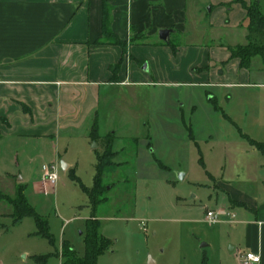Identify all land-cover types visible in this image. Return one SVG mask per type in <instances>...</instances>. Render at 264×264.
<instances>
[{"label":"rangeland","instance_id":"374dc122","mask_svg":"<svg viewBox=\"0 0 264 264\" xmlns=\"http://www.w3.org/2000/svg\"><path fill=\"white\" fill-rule=\"evenodd\" d=\"M261 9L264 12V0ZM190 24L187 35L172 34L176 48L196 44L202 49H218V45L229 49L243 44L236 36L241 32L232 27L199 29ZM132 46L136 58L131 69H137L146 84L103 92L100 138H79L70 146L67 160L56 164V185L44 179L41 164L28 165L23 159L17 163L15 154L3 155L0 264H43L36 258L50 255L45 264H61L52 255L62 253L64 241L83 257L87 221L93 216L100 234L111 241L98 264H201L205 256L217 254L218 226L205 218L207 210L216 209L228 197L217 184L227 160L231 162L228 152L232 146L236 147L235 160L223 180L228 177L247 191L260 186L237 181L235 172L242 174L237 179L247 181L253 168L232 164L241 162L236 158L242 156L237 148L242 135L264 142V56L253 57L244 70H235L231 63L219 64L224 83L199 85L187 73L191 72L189 58L174 62L175 50L161 41L160 33L149 39L134 38ZM111 135L115 155L105 168L102 202L94 210L82 186L94 187L97 155L104 152V139ZM179 174L185 178L180 180ZM19 186L24 187L28 203L48 222L50 239L38 234L33 217L14 222L9 201Z\"/></svg>","mask_w":264,"mask_h":264},{"label":"crops","instance_id":"0c3cea01","mask_svg":"<svg viewBox=\"0 0 264 264\" xmlns=\"http://www.w3.org/2000/svg\"><path fill=\"white\" fill-rule=\"evenodd\" d=\"M245 1L261 8L263 0ZM190 21L199 29L232 27L241 32L237 39L244 40L233 47L247 43V11L234 0H0V162L10 152L17 163L23 159L45 168L66 161L77 139H91L93 126L100 129L103 92L146 84L145 77L131 69L134 38L149 39L170 30V41L164 44L175 50L174 62L189 58L187 73L199 85L224 83L219 64L244 70L223 45L176 48L172 34H186ZM114 37L126 42V51ZM172 73L177 76V70ZM244 136L237 143L242 156L236 159L241 162L232 166L253 168L254 174L248 172L249 179L241 181L237 178L242 174L235 172V179L260 186L247 191L228 177L223 180L235 160L232 146L231 162L227 160L217 184L228 197L212 211L235 218L225 215L215 224L217 254L206 256V264H241L239 256L247 252L259 254L264 264V154Z\"/></svg>","mask_w":264,"mask_h":264},{"label":"trees","instance_id":"16d2710c","mask_svg":"<svg viewBox=\"0 0 264 264\" xmlns=\"http://www.w3.org/2000/svg\"><path fill=\"white\" fill-rule=\"evenodd\" d=\"M234 3H239L243 9L247 11L249 19L247 43L244 45H237L229 48L232 59H238L240 68L247 69L250 66L251 59L255 56H264V12L261 10L259 4H248L245 0H234ZM109 36L113 38V34L108 32ZM115 39V40H114ZM113 41L121 45L126 51L127 44L114 37ZM92 140L97 141L99 137L98 126L95 124L90 134ZM252 146L264 154V142H256L248 136H244ZM114 136L111 135L104 139L105 149L102 154L97 155L96 176L94 179V187L89 189L82 186L83 191L89 197L91 205L95 210L102 202L101 196L103 194L102 181L105 168L111 165V159L115 153L113 151ZM25 189L19 186L16 195L9 201L13 208L12 217L14 222H20L25 217H33L38 226V234L51 238L48 232V222L43 220L35 211V209L28 203L24 193ZM85 254L79 257L75 250L66 241L63 242L62 253L53 254L61 259V264H98L100 256L104 255L111 246V241L100 234L99 222L93 216L87 221V232L84 239ZM50 256H42L36 258V261L45 264ZM207 257L205 256L202 264H206Z\"/></svg>","mask_w":264,"mask_h":264},{"label":"built area","instance_id":"2783aa9c","mask_svg":"<svg viewBox=\"0 0 264 264\" xmlns=\"http://www.w3.org/2000/svg\"><path fill=\"white\" fill-rule=\"evenodd\" d=\"M44 179L50 184L56 185L59 179L58 166L50 165V166L45 167ZM225 215H229L232 218H235V215L231 213L225 214L221 211L208 210L206 213L205 221L208 222L210 225H215V224L220 223L222 221L223 216ZM239 261L241 264H260L261 256L254 252H247L239 256Z\"/></svg>","mask_w":264,"mask_h":264},{"label":"water","instance_id":"95a60500","mask_svg":"<svg viewBox=\"0 0 264 264\" xmlns=\"http://www.w3.org/2000/svg\"><path fill=\"white\" fill-rule=\"evenodd\" d=\"M170 33H171L170 30H164V31L160 32V39L163 42H165V43H169V41H170ZM63 168L67 169V167L65 165H63ZM178 178L180 180H183L185 178V174H179ZM152 264H154V262H152Z\"/></svg>","mask_w":264,"mask_h":264}]
</instances>
